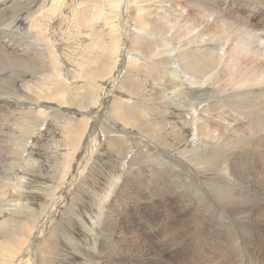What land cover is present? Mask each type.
<instances>
[{
	"label": "bare ground",
	"instance_id": "1",
	"mask_svg": "<svg viewBox=\"0 0 264 264\" xmlns=\"http://www.w3.org/2000/svg\"><path fill=\"white\" fill-rule=\"evenodd\" d=\"M12 1L20 0H0V18ZM37 2L8 25L36 26L31 45L42 56L38 67L19 59L25 70L8 80L24 111L20 124L1 127L0 264H161L151 259L158 245L147 227L168 199L181 213L173 219L187 218L185 231L162 235L169 264L183 263L171 247L186 264H264V0L236 13L216 0ZM92 106L105 115L81 129ZM47 142L52 153L42 150ZM162 152L171 173L187 171L188 181H212L216 191L204 185L208 197L197 189L188 197L152 172L153 189L175 192L146 199L141 164ZM68 211L75 253L62 238Z\"/></svg>",
	"mask_w": 264,
	"mask_h": 264
},
{
	"label": "rangeland",
	"instance_id": "2",
	"mask_svg": "<svg viewBox=\"0 0 264 264\" xmlns=\"http://www.w3.org/2000/svg\"><path fill=\"white\" fill-rule=\"evenodd\" d=\"M32 1H35V0H20V1H12V2H14V3H10V6L8 5V6H6L5 8H6V11L3 13V16L0 18V60L1 61H3V62H5L6 63V67L8 66V68L6 69L5 67L4 68H1L0 67V135H2V133H1V127L3 126L5 129H6V127H10L11 128V126H12V124H14V123H19L20 124V118H19V116L21 115L20 114V110H22V111H24L20 106H18V105H16V102H15V100L10 96V93H11V90L12 89H9L8 87H9V81L8 80H10V78H11V76H12V72H13V74H15V73H20L22 70H25V69H23V68H21L20 69V67H22L20 64H21V62L19 61V59H21V60H24V61H27L28 63H33V64H35L36 62H37V60H38V58H39V56H42V54L40 53L41 51H39L38 50V52H36V54H35V52H33L34 50H32V45L31 44H34V45H36V39H33L34 37H33V35H35V37L36 36H38L39 34H37V27L36 26H34L33 28H34V33H32L31 31L33 30V28L29 31V30H25V29H13V28H10L9 26L10 25H12V20H14L15 18H17V17H20V16H24V14L26 15L27 13H29V11L31 12L32 10H34L36 7H37V5H38V3L39 2H37L36 4H33L32 3ZM218 1V2H217ZM216 2L218 3V7L219 6H221V4H224L225 2V4H227V5H229V7H230V9L233 11V12H235L236 13V11H237V9L236 8H240L241 10H247V5H248V0H216ZM179 3V2H178ZM182 3L180 2V4L179 5H177V7H179V8H184L183 10H185L184 12L186 13V12H188V13H186L187 15V17L188 18H190V19H194V17L192 16L193 15V13L191 12V13H189L190 12V9H189V7H187V6H185V5H181ZM11 5H13V6H11ZM244 5V6H243ZM18 6V7H17ZM19 6H21V7H19ZM183 6H185V7H183ZM15 8V9H14ZM46 8V7H45ZM45 8H43V9H45ZM27 9V10H26ZM42 9V10H43ZM46 10V9H45ZM24 11V12H23ZM26 11H27V13H26ZM44 11V10H43ZM23 12V13H22ZM190 14V15H189ZM192 14V15H191ZM20 15V16H19ZM189 15V16H188ZM228 15H230V14H228ZM2 19V20H1ZM9 25V26H8ZM218 28H220V29H218ZM219 30H220V32H219ZM222 28L219 26V25H217L216 27H215V29H213V34H215L214 35V37L216 38V41H218V43H220V42H222V40H224V38L222 37ZM7 31V32H6ZM25 31H28V32H25ZM36 31V32H35ZM215 32V33H214ZM216 32H218V33H216ZM32 33V34H31ZM115 34V33H114ZM216 34H218V35H216ZM13 35V36H12ZM30 35V36H29ZM32 35V36H31ZM105 36H107L106 34H105ZM105 36L103 35V37H104V39L106 40V38H105ZM8 38V39H7ZM108 38H109V35L107 36V40H108ZM222 39V40H221ZM15 40V41H14ZM25 40V41H24ZM33 40V41H32ZM19 41V42H18ZM22 41V42H21ZM17 42H18V44H17ZM29 42V43H28ZM16 44V45H15ZM23 44L25 45V46H23ZM28 44H30V45H28ZM27 46H28V48L30 49V51H26L25 50V47L27 48ZM30 46V47H29ZM94 46V45H93ZM19 47V48H18ZM23 47V48H22ZM95 48V47H94ZM14 49V50H13ZM17 50H19V51H17ZM12 51H13V53H12ZM23 51V52H22ZM32 51V52H31ZM12 54H11V53ZM18 52H20V53H18ZM3 53V54H2ZM22 53V54H21ZM32 53L33 54H35V56L34 55H32ZM45 53H46V51H45ZM2 54V55H1ZM16 54H18V55H16ZM22 56H21V55ZM24 54V55H23ZM26 54V55H25ZM28 54V55H27ZM31 55V56H30ZM46 56H48V54L46 53L45 54ZM104 55H106V53L104 54ZM104 55H103V57L102 58H100V60L102 61L103 59H104ZM114 55H115V53H114ZM30 56V57H29ZM32 57V58H31ZM35 57V58H34ZM11 58H13L14 59V61H16V63H18V64H16L15 65V63L13 64V60H11ZM35 59V61H34V59ZM5 59H6V61H5ZM7 59H10V60H7ZM103 62V61H102ZM38 63V62H37ZM37 63L35 64L37 67L39 66V64L37 65ZM7 64H9V65H7ZM10 65H12L11 67H9ZM19 67L17 70L14 68V67ZM28 65H26V71L28 72L27 73V75L29 74V75H33L34 76V74L35 75H37V76H39L38 74H37V67L36 66H32L33 67V69L31 68V66H29L30 68V71H29V69H28V67H27ZM36 67V68H35ZM14 68V69H13ZM6 69V70H5ZM8 69H10V70H8ZM30 73H32V74H30ZM136 74L138 75L139 73H138V70H136ZM27 78H28V76H27ZM126 79H127V77H126ZM128 80V79H127ZM7 84H8V86H7ZM114 86L116 85V83L115 84H113ZM113 85L110 83V85L109 86H106L105 87V89H107V90H110L111 89V87H113ZM105 89H103V91L105 92ZM7 91V93H5ZM88 93H89V91H87ZM95 92V91H94ZM3 95V96H2ZM6 97H5V96ZM9 96V97H8ZM8 97V98H7ZM3 100H2V99ZM125 98V97H124ZM127 99H130V98H128V97H126ZM125 98V99H126ZM12 100L14 101V102H12ZM9 101H11V102H9ZM136 102V101H135ZM12 103V104H11ZM13 103H15V104H13ZM139 104H141V105H143L142 104V102H139ZM7 105V106H6ZM147 104H145V106H146ZM156 105V104H155ZM149 106H151V105H149ZM162 107V106H161ZM3 108H4V110H3ZM17 108V109H16ZM90 108H92L93 110H94V112H93V114H92V118H90V115L88 114V110L90 109ZM90 108H88V109H83V111L84 112H86V113H84V114H82V115H80V116H82V117H84L83 119H81V123H80V128L81 129H84L85 127H88L89 125H90V119L91 120H94V119H97L99 116L100 117H103L104 115H105V112H103V114L101 113V115H99V111H97L98 110V108H96V107H90ZM97 109V110H96ZM164 109L166 110L167 108L166 107H164ZM12 110V111H11ZM14 110V111H13ZM100 110V109H99ZM3 111V112H2ZM17 111V112H16ZM18 111H19V113H18ZM97 111V112H96ZM2 112V113H1ZM95 112L97 113V114H95ZM24 114V113H23ZM6 115V116H5ZM8 115V116H7ZM14 115V116H13ZM103 115V116H102ZM10 116V117H9ZM80 116H77L76 117V115H73V117L75 118V119H80L81 117ZM3 117V118H2ZM96 117V118H95ZM99 117V118H100ZM8 118V119H7ZM18 118V119H17ZM57 118V117H56ZM17 119V120H16ZM52 119V118H51ZM88 119V120H87ZM11 120V121H10ZM13 120H14V122H13ZM19 120V121H18ZM60 120H62V119H60ZM87 121H88V123H87ZM106 121V120H105ZM6 125V126H4V125ZM7 131V130H6ZM99 132L101 133V131H100V129H99ZM143 134H144V132H143ZM144 135H146V134H144ZM148 137V136H147ZM145 139H146V137H144ZM149 138V137H148ZM151 138V137H150ZM149 138V139H150ZM0 139H2V138H0ZM56 140V139H55ZM129 140V139H128ZM148 140V139H147ZM1 142V141H0ZM49 144H50V142H47V144H45V146H42V150H43V152H47L48 151V153H52V151H53V147H51V146H49ZM42 145H44V144H42ZM124 145V146H123ZM122 146H119V147H117V148H120V152H123L124 150H126V147L128 146L129 147V145H125V144H123ZM140 146V147H139ZM48 147V148H47ZM138 147L142 150V152L144 153V154H146L147 152V148H146V146H143V144H141V145H138ZM145 149H146V151H145ZM46 150V151H45ZM50 151V152H49ZM124 152H126V151H124ZM163 154H165L164 152H162V153H160V155H158L159 157L158 158H156V159H154L153 161H148L147 163H143V164H141V177H142V180H143V186L145 187V189H146V191H144L143 192V194L145 195V198L147 199V196H152V195H163L164 196V198H170L169 196H171V194H173V192H175V190H176V188L178 189V191H177V193H181V194H185V195H188V197L190 196V195H192L191 197H195V198H197L196 197V195H197V190H199V196H200V194H201V192H202V196H204V197H208V195H207V192H205L204 190H202V186H206V188L210 191V192H212V193H214L216 190H215V184L212 182V181H209V182H207L206 181V183H205V181L203 180V179H198V178H193L192 180H189L188 181V175H190V174H188L187 173V171L185 172L184 170H182V172L181 173H184L183 175H179V174H177L176 172L178 171V170H174L173 171V173H171V170L169 169V165L167 166L166 164H165V161H164V159H165V157H166V154L165 155H163ZM49 157V156H48ZM54 157H55V159L56 158H58L56 155H54ZM3 157L1 156V154H0V159H2ZM49 159V158H48ZM53 159V156H50V160H52ZM162 159H163V161H162ZM145 162V161H144ZM149 166V167H148ZM159 168V169H158ZM165 168V169H164ZM158 169V170H157ZM164 169V170H163ZM145 171V172H144ZM146 171H147V174H145L146 173ZM152 172H153V174H155V176H157V175H161V177H163L164 176V178H165V182L166 183H170V184H172L173 186H174V184H175V190H174V188L172 187V188H170V190H168V189H161V187L160 188H157V189H153L152 188V183H153V175H152ZM144 173V174H143ZM188 174V175H187ZM151 175V176H150ZM180 176V177H179ZM176 179V181H175V179ZM178 178V179H177ZM179 178H184L185 179V181L184 180H179ZM173 179V180H172ZM171 180V181H170ZM204 181V182H203ZM149 182V183H148ZM152 182V183H151ZM174 182H176L177 184L178 183H180V184H176V183H174ZM211 182V183H210ZM183 183H186V188L183 186ZM194 183H196V184H194ZM213 183V184H212ZM145 184V185H144ZM151 185V186H150ZM183 188H182V187ZM182 189H184V190H182ZM197 189V190H196ZM149 191H151V192H149ZM171 191H172V193H171ZM181 191V192H180ZM183 191V192H182ZM169 192V193H168ZM158 193H160V194H158ZM151 194V195H150ZM169 200V199H168ZM168 200H166L165 202H161L159 205H158V209H160V210H164L165 212L161 215V216H158V217H153L152 219H151V221H150V223H149V225H148V229H149V231H154L155 232V234H156V238H155V241H154V243L156 244V246H157V248H156V254H154L153 256H151V259H153L154 261H159L161 264H164V263H166V264H169L170 262H167L166 261V257L162 254V252L160 251V248L161 247H163V243H160V242H162V235L164 234V235H167L168 237H169V235H173L174 234V231H185L186 229V221L184 220V219H186L187 220V218L186 217H184V218H181L180 219V221L178 220V218H175V219H173L174 217H177V216H179L181 213H179L178 214V211H179V206L176 204V203H173V202H169ZM145 209H147V208H145ZM181 211V210H180ZM70 213V214H69ZM131 216H132V221H133V224L134 225H136L137 223H138V219H137V217H136V214L135 213H133V214H130ZM129 215V216H130ZM167 215H169V216H167ZM70 216V217H69ZM73 216H74V213H73V211H68V213H67V215L65 216V219L67 220H63V222L61 223V231H63L62 232V234H63V239H64V241L66 242L65 243V246L66 247H64V249L69 253V251L71 252V250H72V252H76L78 249H79V247L78 246H75L74 244H73V241H71L69 238H71L70 237V235H71V233L74 231V222L72 223V221L73 220H71V219H73ZM29 217V216H28ZM71 221V223H69L68 224V222H70ZM157 221V222H156ZM140 222V221H139ZM154 222V223H153ZM184 223V224H183ZM174 224V229H173V227H172V229H171V226ZM181 224V225H180ZM150 226V227H149ZM182 226V227H181ZM64 227V228H63ZM60 227H58V228H56V230H58ZM102 228V227H101ZM101 228H97L96 230H100ZM113 228H114V225H113ZM167 228V229H166ZM73 229V230H72ZM176 229V230H175ZM185 229V230H184ZM94 230V229H93ZM95 230V231H96ZM114 230H116V231H130L129 229L128 230H126V229H124L123 227L120 229L119 228V224H118V226L117 227H115L114 228ZM100 231H105V230H100ZM162 231V232H161ZM66 232H68V233H66ZM164 232V233H163ZM65 233V234H64ZM167 233V234H166ZM160 234V235H159ZM65 236V237H64ZM161 236V237H160ZM180 239H181V242H182V234L180 233ZM183 239H186V240H189V236H188V234L187 235H185V236H183ZM159 240V241H158ZM57 242V241H56ZM69 243V244H68ZM71 243V244H70ZM54 247H55V244L53 245ZM71 246V247H70ZM161 246V247H160ZM167 246V245H166ZM73 247V248H72ZM56 248H57V245H56ZM107 248H109V247H106V249ZM59 249V248H58ZM64 249H62V250H64ZM174 249V250H173ZM180 252H178L175 248H173V247H171L170 248V252H169V254L170 255H173L175 258H176V260H182L183 261V263L182 262H180L181 264H186L185 262H184V260H183V258H185L186 257V254H185V252L183 251V253L181 254H179ZM133 254H135V252L133 253ZM157 258H156V257ZM31 257H33V256H31ZM181 258V259H178V258ZM140 257H138V259H139ZM156 258V259H155ZM85 260V259H84ZM161 260V261H160ZM164 262V263H163ZM189 264H193V263H189Z\"/></svg>",
	"mask_w": 264,
	"mask_h": 264
}]
</instances>
